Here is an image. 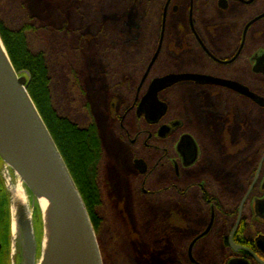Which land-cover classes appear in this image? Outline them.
Wrapping results in <instances>:
<instances>
[{
	"label": "flooded vegetation",
	"instance_id": "obj_1",
	"mask_svg": "<svg viewBox=\"0 0 264 264\" xmlns=\"http://www.w3.org/2000/svg\"><path fill=\"white\" fill-rule=\"evenodd\" d=\"M167 4L166 28L170 17L173 30L164 59L171 70L149 80L162 57V46L134 101L115 112L122 120L134 117L131 131L121 128L128 137L129 170L139 177L142 193L177 195L186 202L168 208L161 222L140 223L136 238L140 264L147 263L141 248L153 255L155 264H264L259 244L264 239V219L255 213L257 203L264 201V71L258 72L264 57V0H210L202 4L198 19L195 0H168L165 8ZM212 28H217L216 34ZM184 31L189 37L183 42ZM168 74L233 82L259 101L221 85L184 81L159 94L167 111L149 122L138 113V106L151 82ZM181 96L184 104L178 102ZM244 116L256 138L245 153L231 157L223 145L238 134V120ZM186 136L193 142L185 138L182 144ZM135 160L146 164L144 174ZM223 197L233 206H220ZM152 209L158 211L157 206Z\"/></svg>",
	"mask_w": 264,
	"mask_h": 264
},
{
	"label": "trees",
	"instance_id": "obj_2",
	"mask_svg": "<svg viewBox=\"0 0 264 264\" xmlns=\"http://www.w3.org/2000/svg\"><path fill=\"white\" fill-rule=\"evenodd\" d=\"M167 1L15 0L25 17L24 24L17 28L8 27L0 9V35L11 62L19 74L28 78L27 91L62 154L97 231L102 221L97 215L98 205L94 197L102 204L106 193L103 185L106 187L109 184L118 197L126 194L127 209L122 211L126 212L122 215L125 242L123 245L118 240L115 242L116 246H120L123 258L115 261L114 257L120 258L121 255L113 248L109 252L107 241L100 239L104 264H140L136 249L140 223L161 222L163 214H168L167 209L172 204H186L184 198L177 195H144L138 178L137 181L133 179L129 184L125 183L122 171L132 173L129 170L132 158L123 155L121 147L126 146L127 138L121 128L122 115H116L112 106L119 101L124 106L134 101L140 81L160 41ZM208 1L195 0L197 19L201 16L202 4ZM132 17L135 27L131 25ZM169 28L168 24L161 55L163 58L170 43ZM55 32L58 34L56 38L63 36L71 39V42H64V46L71 51L64 53L61 49V53L63 61L68 62V70L89 122L88 130H80L79 133V143L88 158L85 167L68 145V138L58 125L57 114L49 105L40 80L45 77L47 85L51 83L49 69L52 67L48 54L42 49L46 47L44 45H52L51 50L57 48L54 40L49 38ZM186 33L181 37L183 42L189 37ZM40 34L47 40L46 43ZM162 57L149 80L164 74L158 70ZM125 128L130 130V126ZM87 144L93 153L87 150ZM102 170L109 177L104 183L101 181ZM93 182L96 195L92 189ZM147 188L151 190L149 185ZM240 200L239 196L238 205ZM233 204L223 197L220 206ZM156 206L158 211L152 209ZM10 225V197L0 181V243L3 248L10 237Z\"/></svg>",
	"mask_w": 264,
	"mask_h": 264
},
{
	"label": "water",
	"instance_id": "obj_3",
	"mask_svg": "<svg viewBox=\"0 0 264 264\" xmlns=\"http://www.w3.org/2000/svg\"><path fill=\"white\" fill-rule=\"evenodd\" d=\"M167 13L168 4L164 11L158 50L147 68L142 85L151 72L162 49L166 33ZM259 62L260 70L258 72L262 71L263 73L264 65L262 64H264V57ZM10 63L12 65L11 60ZM12 68L14 76L17 79V84L26 90L46 133L38 127L30 115V111L20 102L22 107L13 108V106H10L2 89H0V157L8 166L16 172L18 170L23 175L26 180L25 182L36 196L41 216L42 211L38 200L39 194L47 196L62 211L73 231L78 248L84 257L85 264H104L100 245L88 209L62 154L27 91L28 78L21 74L19 75L13 65ZM184 81L221 85L259 101V98L250 93L247 88L233 82L196 74H168L156 78L151 82L147 93L138 106V113L145 114L146 119L154 123L167 111V105L159 100V94L171 86ZM185 138L192 141L191 137L186 136L182 139V144ZM6 157L10 159V162ZM134 163L142 174L146 172L147 167L144 161L135 160ZM245 200L242 205L245 203ZM255 213L259 219H264V201L257 203ZM42 226L41 259L43 257L44 223H42ZM16 233L22 238V257H19L20 260L21 258L23 259L21 264H38V239L32 222L30 224L24 223L18 217L16 221ZM259 244L264 252V239ZM230 264L235 263L232 261Z\"/></svg>",
	"mask_w": 264,
	"mask_h": 264
},
{
	"label": "rangeland",
	"instance_id": "obj_4",
	"mask_svg": "<svg viewBox=\"0 0 264 264\" xmlns=\"http://www.w3.org/2000/svg\"><path fill=\"white\" fill-rule=\"evenodd\" d=\"M0 9L4 13V20H5V23L8 25V27L17 28V27H20V25L22 26L24 24L25 17L22 15V12H21L19 6L15 3V0H0ZM170 21H171V19L169 17L168 18V24L169 25H170V23H169ZM135 24L136 23H135L134 18H133L131 20L132 27H135ZM182 26L183 25L181 24L180 28ZM171 28H172V23H171ZM171 28H169L170 32H172V30H173ZM205 29H207V28L205 27ZM18 30H19V28H18ZM23 30H24V28H23ZM204 32H205V30H204ZM216 32H217V28L214 29V31L212 28L211 33L216 34ZM184 33H185V31L183 32V34ZM182 35L180 36V38L182 37ZM57 36H58V34L56 32L49 36V38L51 40H54V42H55L54 46H57V48L54 47V49L51 50L50 46H52V45H44L46 47H44V49L41 48L42 51L45 50V52L48 54L49 65H51V67H52V68L50 67L51 69H49V72H50L49 77L51 78V83H50V85H47V83H46L47 79L45 77L40 78V80L43 84V89L45 90L44 91L45 95L48 97V99H47V100H49L48 103L57 114L58 125L63 129V132L66 134V136L68 138V145L73 149L74 156L76 158L80 159V164L83 167H85L86 162L88 161V160L86 161V159H88V158L83 153L82 147L79 143V140H80L79 139L80 138L79 133H80V130H88L89 122L87 119L86 111L84 110V108L82 106V101L79 97L77 86H76L75 82L72 80L70 71L68 70V62L63 61V57H62V53H61V49L63 50L64 53L71 51V49H69L68 46H64V42L65 43L71 42V39L68 37H63V36L56 38ZM41 37H42L43 42L46 43L47 40H44V36L41 35ZM169 38H172V34L170 35ZM180 38H177V39L180 40ZM0 39L2 41L3 46L5 47V44L1 38V35H0ZM178 40H177V44H179L181 46V43H180V41L178 42ZM36 41L38 42V40H36ZM164 45H165V40H164ZM5 49H6V47H5ZM50 50H51V52L48 53L47 51H50ZM6 51H7V49H6ZM163 51H164V47H163ZM167 53L168 52L166 51L165 57H164L165 59H166ZM7 54H8V52H7ZM8 56H9V54H8ZM164 58L162 57L163 61L161 60V63H160L161 66L158 68V70L160 72H163V71L167 72V71L171 70L170 66L167 65V62L165 61ZM174 65L181 67L179 64H174ZM180 93H181V91H180ZM184 98H185L184 96L179 97V101H183ZM116 101H118V100H116ZM182 104H184V101ZM182 104H180V105H182ZM112 106H113V111L115 113L118 109H120L122 107V103H121V101H119L117 104L114 103ZM181 109H182V107H180V111H181ZM94 110L95 109L93 108L92 112H94ZM133 118H134L133 115H130V116H128L127 119L122 120L123 118L120 116L121 125L129 127L130 125L133 124L132 123ZM245 118L246 117L244 116L243 118L238 120V122H239L238 134H235L236 136L227 145H223L224 152L227 151L231 157L238 156L239 154L241 155L242 152H244L246 149H248L251 146V142H252L251 140L252 139L255 140V138H256L255 137L256 135H254L250 131L251 128H250L249 124H246L244 122L243 119H245ZM242 123H245V125H242ZM136 125H138V124H136ZM133 126L134 125H132L130 127V131H131V128L133 129ZM126 138H128V137L126 136ZM86 146H87V150L89 152L91 151V153H93V151L91 150L89 145L87 144ZM121 148L123 149L122 150L123 155L125 157H127V156L129 157L130 154H128V150L126 149V147L122 146ZM225 161H226V159L222 158V162H225ZM131 162H132V160H131ZM121 165H122V167L125 168V166L122 163H121ZM239 167H240V165H239ZM120 170L122 171L121 167H120ZM122 173H123L125 183L129 184V181L133 182V179L136 181H137V178L139 179V177H137L133 172L128 174L125 171H122ZM244 173H245V171H243V174ZM16 175H17L16 171L13 168H11L10 166H8L0 157V181H1V183H3L4 188L10 197V219H11L10 233H9L10 237L8 238V241L5 244V247L0 252V264H21V262L23 261L22 258H21V260L19 258V257H22L21 256V254H22V247H21L22 241H21V239L22 238H20L18 236V233H16V231L14 232L13 223H12L13 222V220H12L13 199H12V193H11V189H10V183H12V182L15 183L17 181ZM105 175H106V172L104 170H102L101 181L103 183L107 181L106 179H109V177H106ZM8 178H11V179L8 181ZM92 184H93L92 185L93 193H95V195H96L97 191H96V187L94 185V182ZM24 185H25V189H26V193H27L28 204H29L31 218H32L31 222H32L33 228L35 230L36 237L38 239L37 241H38V263H39V261L41 260V256H42V254H41V242H42V238H43L42 216H41L40 208L38 206V201L36 200V196L30 190V188L26 182L24 183ZM103 190H105L106 193L104 196L105 199L102 202V204L99 203V200L97 199V197H94L96 204L98 205L97 215H98V217L101 218V221H102L101 227H99V230L97 231L95 226H94V223L92 222L93 227H94L95 234H96V237L98 239L99 245L101 243L100 242L101 240L107 241V249L109 250V252H111V249L113 248L114 250H116L117 253H119L121 255V253H120L121 248H120V246L119 247L116 246L115 242H116V240H118L119 241L118 243L120 245L121 244L123 245V242H125L124 236H125L126 232L122 226V221H123L122 215H124L126 212L122 213V211H125V209H127L126 194L124 193L123 196L118 197L114 193V191L112 190L111 186L109 187V184H106V187H104V185H103ZM171 207L177 208V205L172 204ZM100 250H101V246H100ZM140 251H141V253H143V257L147 258L146 264H155V262H153L154 257L149 251L145 250L144 248H141ZM101 253H102V251H101ZM118 257H114L115 261H117V262H119L120 259L123 258L122 255L120 258H118Z\"/></svg>",
	"mask_w": 264,
	"mask_h": 264
},
{
	"label": "bare ground",
	"instance_id": "obj_5",
	"mask_svg": "<svg viewBox=\"0 0 264 264\" xmlns=\"http://www.w3.org/2000/svg\"><path fill=\"white\" fill-rule=\"evenodd\" d=\"M0 89L9 101L10 106L19 108L25 106L38 127L46 133L41 119L36 112L24 87L17 84L14 71L5 47L0 40ZM9 97V98H8ZM22 105H20V103ZM9 162L10 159L6 157ZM17 181L10 183L13 199V230L16 231V221L19 218L30 224L31 213L25 189V178L17 170ZM44 223L43 257L38 264H85L84 257L78 248L73 231L62 211L45 195H38Z\"/></svg>",
	"mask_w": 264,
	"mask_h": 264
}]
</instances>
